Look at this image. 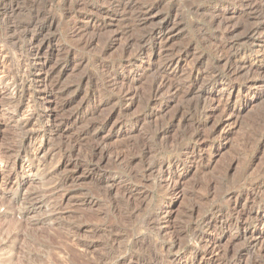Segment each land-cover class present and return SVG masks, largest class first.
I'll list each match as a JSON object with an SVG mask.
<instances>
[{
	"label": "rangeland",
	"instance_id": "374dc122",
	"mask_svg": "<svg viewBox=\"0 0 264 264\" xmlns=\"http://www.w3.org/2000/svg\"><path fill=\"white\" fill-rule=\"evenodd\" d=\"M3 48L0 264H264V0H0Z\"/></svg>",
	"mask_w": 264,
	"mask_h": 264
},
{
	"label": "bare ground",
	"instance_id": "6f19581e",
	"mask_svg": "<svg viewBox=\"0 0 264 264\" xmlns=\"http://www.w3.org/2000/svg\"><path fill=\"white\" fill-rule=\"evenodd\" d=\"M43 18V17H42ZM214 19V18H213ZM42 21V20H41ZM215 22V21H214ZM23 25V24H22ZM30 25V24H29ZM262 26V25H261ZM18 27V26H17ZM24 27L27 29L29 26L26 24V25H24ZM24 28V29H25ZM23 29V30H24ZM260 29V26H258V27H254V28H252V29H250L249 28V31H248V35H250V34H252V33H256V31H258ZM27 31V30H26ZM29 31V30H28ZM25 32V31H24ZM8 34V33H7ZM9 35V34H8ZM20 35H21V33H20ZM247 35V34H246ZM247 35V36H248ZM253 36V35H252ZM249 37V36H248ZM246 38V37H245ZM23 40V39H22ZM13 44V43H12ZM33 44H34V41L31 43V46H32V48H33ZM142 44H144V43H142ZM143 46V45H142ZM143 49V48H142ZM12 51V50H11ZM6 52V51H5ZM4 52V48L3 49H0V66L1 65H3L2 66V69L3 68H5L4 70H1L0 69V74H1V79H4V80H12V83L14 84V85H16V88L15 89H17L20 85L21 86H25V82L29 79V76H31V73L30 72H28V71H25V69H22L23 70V72H25V73H21V75H19V74H15V75H13V70L11 71V70H9L10 68H9V64H7L8 63V57H6V54H4L5 53ZM8 52V51H7ZM6 52V53H7ZM20 54H22V53H20ZM39 54V51H37V52H35L34 50L31 52V54L30 55H38ZM16 55V54H15ZM19 62V64L17 65L18 67H19V69L21 70V68L24 66V63L23 62H21V61H18ZM235 62V61H234ZM251 64V63H250ZM8 66V68H7V66ZM231 65V64H230ZM235 65V64H234ZM237 65V64H236ZM243 65V64H242ZM252 65V64H251ZM6 66V67H5ZM249 66V65H248ZM239 67V66H238ZM246 67V66H245ZM6 68H7V70H6ZM247 68V67H246ZM251 68V66H249V69ZM236 69V68H235ZM16 70V69H15ZM31 70V69H30ZM231 70H233V69H231ZM252 70H253V68H252ZM41 72V68H36L35 69V73H40ZM18 82H20V84H18ZM22 82V83H21ZM165 83V82H164ZM14 89V90H15ZM24 89V88H23ZM158 89V88H157ZM160 89H162V88H160ZM159 89V90H160ZM164 89V88H163ZM54 91V90H53ZM156 91V90H155ZM161 91V90H160ZM160 91H159V93H160ZM30 92V91H29ZM29 92H27V93H29ZM157 93V92H156ZM23 94V93H22ZM26 94V93H25ZM30 94L31 95H29L28 97L25 95V97H27L26 98V101H25V103H27L28 104V106H35V104L37 103V92H34L33 90L30 92ZM42 95H44V92H40V96H42ZM33 106V107H34ZM41 119V118H40ZM39 119V120H40ZM50 122V121H49ZM31 123V122H30ZM35 123V122H34ZM27 125H29L28 124V122H27ZM26 125V126H27ZM33 125V124H32ZM53 126H54V124H53ZM32 127V126H31ZM30 128V127H29ZM33 129V128H32ZM32 131V130H31ZM34 133V132H33ZM35 135V134H34ZM44 135V134H43ZM41 138H43V137H41ZM44 139V138H43ZM36 140V139H35ZM42 141V140H41ZM164 178V177H163ZM167 179V178H166ZM240 214V213H239ZM213 226V225H212ZM215 241V240H214ZM213 240H210V244H212L213 246H214V244H215V242H214ZM208 253H207V257L209 256V258L210 259H208V261H213L214 259H213V257H212V255H213V250H211V251H207ZM195 253V252H194ZM199 253V252H198ZM194 258H196V259H199V257H198V254H196V256L194 257ZM205 259V256L204 257H200V262H202L203 260ZM195 260V259H194Z\"/></svg>",
	"mask_w": 264,
	"mask_h": 264
}]
</instances>
